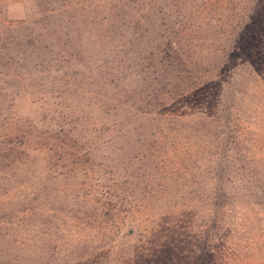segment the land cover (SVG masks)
<instances>
[{"label":"rangeland","instance_id":"374dc122","mask_svg":"<svg viewBox=\"0 0 264 264\" xmlns=\"http://www.w3.org/2000/svg\"><path fill=\"white\" fill-rule=\"evenodd\" d=\"M0 264H264V0H0Z\"/></svg>","mask_w":264,"mask_h":264}]
</instances>
